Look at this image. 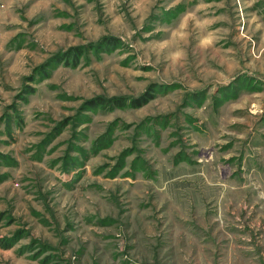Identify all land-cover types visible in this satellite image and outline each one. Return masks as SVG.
Wrapping results in <instances>:
<instances>
[{"label": "rangeland", "instance_id": "1", "mask_svg": "<svg viewBox=\"0 0 264 264\" xmlns=\"http://www.w3.org/2000/svg\"><path fill=\"white\" fill-rule=\"evenodd\" d=\"M32 1L0 264H264V0Z\"/></svg>", "mask_w": 264, "mask_h": 264}, {"label": "crops", "instance_id": "2", "mask_svg": "<svg viewBox=\"0 0 264 264\" xmlns=\"http://www.w3.org/2000/svg\"><path fill=\"white\" fill-rule=\"evenodd\" d=\"M25 1L30 0H0V60L2 61L15 52L17 46L15 43L16 36L20 35L22 30L21 13ZM47 2L49 1L33 0L29 4L30 7L27 8L33 11L40 10L43 3Z\"/></svg>", "mask_w": 264, "mask_h": 264}]
</instances>
